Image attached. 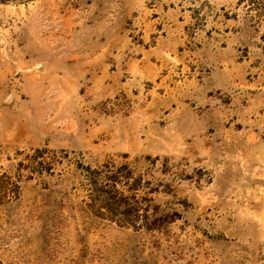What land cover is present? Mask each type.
<instances>
[{
  "label": "rangeland",
  "instance_id": "1",
  "mask_svg": "<svg viewBox=\"0 0 264 264\" xmlns=\"http://www.w3.org/2000/svg\"><path fill=\"white\" fill-rule=\"evenodd\" d=\"M0 264H264V0H0Z\"/></svg>",
  "mask_w": 264,
  "mask_h": 264
}]
</instances>
